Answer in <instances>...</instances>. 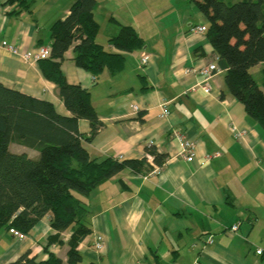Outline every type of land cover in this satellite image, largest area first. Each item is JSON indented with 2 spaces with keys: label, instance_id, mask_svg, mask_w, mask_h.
Returning a JSON list of instances; mask_svg holds the SVG:
<instances>
[{
  "label": "crops",
  "instance_id": "0c3cea01",
  "mask_svg": "<svg viewBox=\"0 0 264 264\" xmlns=\"http://www.w3.org/2000/svg\"><path fill=\"white\" fill-rule=\"evenodd\" d=\"M30 1L33 11L0 0V41L16 49L0 47V82L50 101L59 114L69 116L57 87L43 77L34 56L50 44V26L65 18L74 0ZM39 1L46 7L41 15ZM176 2V8L162 3L148 14L134 13L125 4L110 14L96 42L125 57L116 75L105 70L94 81L76 67L71 58L79 42L61 63L67 83L90 92L104 124L84 143L92 158H148L144 147L149 143L167 155L157 171L152 160V168L142 174L125 168L83 197L92 233L77 248L79 264H264V255L255 254L256 248L264 251V132L231 96L225 71L214 74L210 91L200 87L197 71L217 64V56L205 35L188 34L191 26L207 27L205 17L188 0ZM116 22L132 26L144 47L122 52L108 44L119 31ZM142 55L148 57L145 65ZM163 103L169 115L161 119ZM78 130L88 135V121L79 120ZM186 140L193 144L191 160L183 156ZM236 224L237 231L231 233ZM52 233L47 216L23 241L11 230H0V264L14 262L25 252L38 263L46 260L47 251L66 263L71 232L44 251ZM97 242L104 249L94 252Z\"/></svg>",
  "mask_w": 264,
  "mask_h": 264
},
{
  "label": "trees",
  "instance_id": "16d2710c",
  "mask_svg": "<svg viewBox=\"0 0 264 264\" xmlns=\"http://www.w3.org/2000/svg\"><path fill=\"white\" fill-rule=\"evenodd\" d=\"M207 22L205 36L217 56V68L225 71L224 82L231 96L242 104L247 118L264 132V0H188ZM95 0H75L63 19L50 26V57L38 60L43 77L54 84L70 113L59 114L54 105L0 82V230H17L26 236L45 216L54 233L48 235L44 251L62 243L71 232L66 263L47 251L38 263L23 253L9 264H79L78 246L92 233L89 210L83 197L101 183L127 168L136 173L150 170L148 158L118 160L92 158L84 143L91 142L104 127L90 92L67 83L61 70L65 55L73 48L74 65L88 72L94 81L107 70L116 75L125 57L96 42L99 28L93 17ZM29 9L26 0H5ZM117 23V22H116ZM119 25L108 44L118 51L133 52L144 40L130 25ZM260 65L257 81L250 68ZM90 125L88 135L78 130V121ZM22 149L11 152L10 144ZM152 163L161 167L167 155L154 144L145 145ZM35 153L38 160L29 159ZM92 264V263H91Z\"/></svg>",
  "mask_w": 264,
  "mask_h": 264
},
{
  "label": "built area",
  "instance_id": "2783aa9c",
  "mask_svg": "<svg viewBox=\"0 0 264 264\" xmlns=\"http://www.w3.org/2000/svg\"><path fill=\"white\" fill-rule=\"evenodd\" d=\"M206 33V27L205 26H201V25H194V26H191L189 29H188V34L190 36H199V35H205ZM0 47L6 49L7 51H10V52H14L16 49H15V46L12 45L11 43H9L8 41L6 40H2L0 41ZM50 57V47L49 46H41L37 53L35 54L34 56V60H40V59H46V58H49ZM22 58L25 60V59H28L29 58V54H26V55H23ZM141 64L142 65H145L146 63H148V57L145 56V55H142L141 56ZM218 72V68L216 66L215 63H210L206 66H203L201 67L197 73L200 77V87L205 91V92H208L210 91V87H209V81L212 79V77L214 76L215 73ZM130 107L133 108L134 110H137L138 107L136 104H130ZM167 115H169V107L168 105H166V103H163L161 105V114L159 115V117L161 119L165 118ZM180 139V138H179ZM193 154H194V151H193V144L186 140L184 141V157L187 159V160H191L192 157H193ZM152 160V157L151 156H148V161H151ZM158 166H153V169H155V171L158 170ZM238 229V224L236 225H233L230 227V232L233 233L235 231H237ZM12 231V234L15 238H17L18 240L20 241H23L26 239V235L17 231V230H11ZM210 237H207V240H209ZM210 241V240H209ZM104 249V244L102 242H97L94 244L93 246V249L94 252L96 251H101ZM255 254L257 256H262L264 255V251L261 249V248H256L255 250Z\"/></svg>",
  "mask_w": 264,
  "mask_h": 264
},
{
  "label": "rangeland",
  "instance_id": "374dc122",
  "mask_svg": "<svg viewBox=\"0 0 264 264\" xmlns=\"http://www.w3.org/2000/svg\"><path fill=\"white\" fill-rule=\"evenodd\" d=\"M95 1L96 2H95L94 10H93V17L99 25L96 37L102 36V33H104V30H105L104 26L108 18H110V14H115L118 10L122 9L125 4H129L131 11L134 13H138L140 10H146L147 14L149 13L151 9H153L154 7L162 3L168 4L169 7L177 6L176 0H95ZM26 2L29 8L31 9V11H33L32 1L26 0ZM39 3H40L39 4L40 9L38 11V14L41 15V14H44L46 10L45 1H41V2L39 1ZM191 4L196 8V6L193 3ZM180 8L182 9L181 6ZM196 10L199 12L197 8ZM260 68H261L260 65L250 68V73L256 81L258 78H260V75L258 74V71L260 70ZM9 148L11 152L21 153L22 151V149L18 148L12 143L10 144ZM29 154L31 157L33 158L36 157V160H38V157L35 153L30 152Z\"/></svg>",
  "mask_w": 264,
  "mask_h": 264
}]
</instances>
